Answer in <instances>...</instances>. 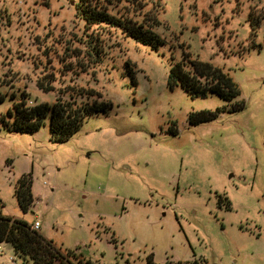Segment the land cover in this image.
<instances>
[{
  "label": "rangeland",
  "instance_id": "374dc122",
  "mask_svg": "<svg viewBox=\"0 0 264 264\" xmlns=\"http://www.w3.org/2000/svg\"><path fill=\"white\" fill-rule=\"evenodd\" d=\"M129 1L109 13L131 15ZM153 1L134 0L141 15L159 9L157 49L85 27L78 0H0V118L23 94L52 105L44 77L56 89L74 78L112 103L61 143L49 117L35 132L0 122V214L29 225L38 216L40 235L90 264H264V0ZM183 52L223 69L239 97L171 88ZM26 173L34 204L24 213L15 185ZM1 249L0 264H21Z\"/></svg>",
  "mask_w": 264,
  "mask_h": 264
},
{
  "label": "trees",
  "instance_id": "16d2710c",
  "mask_svg": "<svg viewBox=\"0 0 264 264\" xmlns=\"http://www.w3.org/2000/svg\"><path fill=\"white\" fill-rule=\"evenodd\" d=\"M121 1L78 0L75 5L76 17L84 23L85 27L107 25L119 30L125 38H130L152 49H157L162 45L164 40L156 32V29L161 25L158 19L159 9L152 15H141V5L132 0L130 4L134 8L131 15L117 17L109 13L108 7L114 4L113 2L119 3ZM149 2L154 1L149 0ZM101 49L102 47L98 46V51ZM64 67L66 72L71 71L70 65L67 63L64 64ZM65 76H67L66 73H64ZM48 78L38 79L37 86L44 92H56L55 102L52 105L31 106L26 102L27 94H23L21 101L15 103L13 111H9L7 115L11 120L5 117L0 118V122L10 132L38 131L44 125V119L49 117L50 139L55 143H61L70 139L88 116L108 113L112 108V103L104 100L99 91L77 84L74 78L68 81L72 83L71 85L67 83L68 85H64L65 87L58 89L53 85L55 79ZM168 85L171 88L180 86L191 98H204L210 94H215L224 101L232 102L240 95L238 85L223 69L193 58L188 52H183L181 60L176 61L171 66L168 74ZM241 106L242 104H236L230 111L235 112ZM220 111L217 109L216 112L219 113ZM202 116L201 121H207L213 117L211 113H204ZM31 189L32 174L26 173L20 176L15 185V195L18 205L24 213L29 211L34 204ZM0 243L9 244L21 264H28L29 261L33 264H90L81 255L71 250L62 249L37 231L31 230L30 225L24 220L1 214ZM187 263L205 264L202 260L197 259L177 263L167 261L164 264ZM147 264L155 263L149 259Z\"/></svg>",
  "mask_w": 264,
  "mask_h": 264
},
{
  "label": "built area",
  "instance_id": "2783aa9c",
  "mask_svg": "<svg viewBox=\"0 0 264 264\" xmlns=\"http://www.w3.org/2000/svg\"><path fill=\"white\" fill-rule=\"evenodd\" d=\"M30 228L33 231H38L39 230V228H40V222H39V217L38 216L35 217V220L33 221V223L30 224ZM1 248H2V244L0 243V256L2 255V249ZM7 263L8 264H13L14 261H13L12 258H9V259H7Z\"/></svg>",
  "mask_w": 264,
  "mask_h": 264
},
{
  "label": "crops",
  "instance_id": "0c3cea01",
  "mask_svg": "<svg viewBox=\"0 0 264 264\" xmlns=\"http://www.w3.org/2000/svg\"><path fill=\"white\" fill-rule=\"evenodd\" d=\"M9 258H10V257H9ZM9 258H6V259H5V262H6V261H7V259H9ZM13 261H14V260H13ZM13 264H14V263H13Z\"/></svg>",
  "mask_w": 264,
  "mask_h": 264
}]
</instances>
